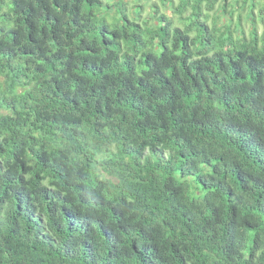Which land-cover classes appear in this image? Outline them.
Masks as SVG:
<instances>
[{
  "label": "trees",
  "instance_id": "1",
  "mask_svg": "<svg viewBox=\"0 0 264 264\" xmlns=\"http://www.w3.org/2000/svg\"><path fill=\"white\" fill-rule=\"evenodd\" d=\"M0 264H264V0H0Z\"/></svg>",
  "mask_w": 264,
  "mask_h": 264
},
{
  "label": "rangeland",
  "instance_id": "2",
  "mask_svg": "<svg viewBox=\"0 0 264 264\" xmlns=\"http://www.w3.org/2000/svg\"><path fill=\"white\" fill-rule=\"evenodd\" d=\"M158 0H152V3H155V2H157ZM175 1H178V0H175ZM260 27V29L262 30V26L261 25H259Z\"/></svg>",
  "mask_w": 264,
  "mask_h": 264
}]
</instances>
